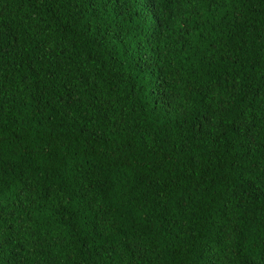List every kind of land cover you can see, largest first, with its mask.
Listing matches in <instances>:
<instances>
[{
    "label": "trees",
    "instance_id": "obj_1",
    "mask_svg": "<svg viewBox=\"0 0 264 264\" xmlns=\"http://www.w3.org/2000/svg\"><path fill=\"white\" fill-rule=\"evenodd\" d=\"M156 7L0 0V264H264V0Z\"/></svg>",
    "mask_w": 264,
    "mask_h": 264
},
{
    "label": "snow or ice",
    "instance_id": "obj_2",
    "mask_svg": "<svg viewBox=\"0 0 264 264\" xmlns=\"http://www.w3.org/2000/svg\"><path fill=\"white\" fill-rule=\"evenodd\" d=\"M207 2L210 4L215 2V0H207ZM143 7L146 12H149L150 14L154 13L155 11H157L156 0H143ZM212 87H216V85H212ZM240 127L242 129H247L249 127L247 121L242 119ZM241 179H243V177H241ZM219 242L222 243V239ZM19 264H24L23 260L19 261ZM209 264H216V261L214 259H210Z\"/></svg>",
    "mask_w": 264,
    "mask_h": 264
}]
</instances>
